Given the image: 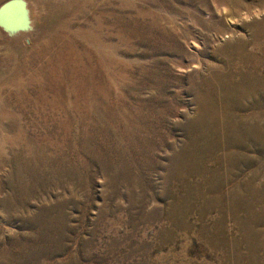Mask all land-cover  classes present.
<instances>
[{
	"label": "rangeland",
	"instance_id": "rangeland-1",
	"mask_svg": "<svg viewBox=\"0 0 264 264\" xmlns=\"http://www.w3.org/2000/svg\"><path fill=\"white\" fill-rule=\"evenodd\" d=\"M25 1L0 264H264V0Z\"/></svg>",
	"mask_w": 264,
	"mask_h": 264
},
{
	"label": "water",
	"instance_id": "water-1",
	"mask_svg": "<svg viewBox=\"0 0 264 264\" xmlns=\"http://www.w3.org/2000/svg\"><path fill=\"white\" fill-rule=\"evenodd\" d=\"M0 30L10 37L32 32V20L25 0H7L0 5ZM25 41L29 42L28 39Z\"/></svg>",
	"mask_w": 264,
	"mask_h": 264
}]
</instances>
